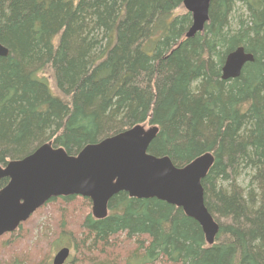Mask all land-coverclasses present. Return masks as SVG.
<instances>
[{
	"label": "trees",
	"instance_id": "obj_1",
	"mask_svg": "<svg viewBox=\"0 0 264 264\" xmlns=\"http://www.w3.org/2000/svg\"><path fill=\"white\" fill-rule=\"evenodd\" d=\"M183 1L1 0L9 54L0 56V166L46 143L77 155L157 126L148 153L176 167L215 157L202 181L220 226L215 242L156 198L120 192L97 218L89 198L67 196L4 235L0 264H46L54 219L73 237L78 264H264V0H212L192 38ZM239 46L254 61L224 80L225 58ZM47 212L43 230L36 222Z\"/></svg>",
	"mask_w": 264,
	"mask_h": 264
},
{
	"label": "water",
	"instance_id": "obj_2",
	"mask_svg": "<svg viewBox=\"0 0 264 264\" xmlns=\"http://www.w3.org/2000/svg\"><path fill=\"white\" fill-rule=\"evenodd\" d=\"M212 0H184L183 7L192 15L187 38L204 31L209 22ZM1 3V0H0ZM9 50L0 43V56ZM253 54L239 46L225 58L222 79L240 76ZM159 127L137 125L98 143L85 146L77 155H69L51 143L40 146L29 156L0 166V180L8 184L0 189V238L16 231L52 198L81 196L91 200L92 214L108 215L113 196L127 192L130 197L156 198L182 208L195 219L212 245L220 226L205 204L203 179L215 157L206 153L184 167H176L169 157L148 153ZM70 249L63 248L53 264H65Z\"/></svg>",
	"mask_w": 264,
	"mask_h": 264
},
{
	"label": "rangeland",
	"instance_id": "obj_3",
	"mask_svg": "<svg viewBox=\"0 0 264 264\" xmlns=\"http://www.w3.org/2000/svg\"><path fill=\"white\" fill-rule=\"evenodd\" d=\"M52 88H54L53 84H52ZM54 91H55V89H54ZM46 208H48L49 212L52 211L51 204L48 205ZM49 212H47V213H49ZM90 212H92V207L90 208ZM50 215H51L50 213L47 216L43 215L36 222V223H38V222L41 223L40 225L43 228V230L46 227V226H44L45 225V221L48 219V217H50ZM32 220H33V218L31 219V221ZM50 220L51 219H48L47 221H50ZM51 222L52 223H49V224H52V227H49L48 231L52 230V232L49 234V242H48V244L46 246V248L48 250L45 253L46 264H52L53 257H54L55 253L57 252V250L59 248H62V247H71L72 248L73 245L75 246L74 239H73L72 236H70L69 234H66V233H61V231H58V229L56 228V225H57L56 223L58 222V220L54 219ZM46 223H48V222H46ZM7 237L4 236V237H2L0 239V245H1V242L4 239H6ZM78 262H79V260H78V256H77V251H74V249L72 248V258H71V261H69L68 264H78ZM79 264H83V263L80 262Z\"/></svg>",
	"mask_w": 264,
	"mask_h": 264
},
{
	"label": "flooded vegetation",
	"instance_id": "obj_4",
	"mask_svg": "<svg viewBox=\"0 0 264 264\" xmlns=\"http://www.w3.org/2000/svg\"><path fill=\"white\" fill-rule=\"evenodd\" d=\"M63 248H66V247H62V248H59L58 250H57V252L55 253V255H54V257H53V260H54V258H55V256H56V254L61 250V249H63ZM67 248H69L70 249V256H69V258L67 259V261H66V263L65 264H68L69 263V261H71V258H72V248L71 247H67ZM53 260H52V264H53Z\"/></svg>",
	"mask_w": 264,
	"mask_h": 264
}]
</instances>
